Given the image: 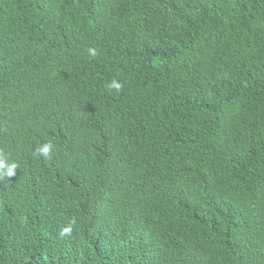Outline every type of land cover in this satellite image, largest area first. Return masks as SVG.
Returning a JSON list of instances; mask_svg holds the SVG:
<instances>
[{
  "label": "trees",
  "instance_id": "trees-1",
  "mask_svg": "<svg viewBox=\"0 0 264 264\" xmlns=\"http://www.w3.org/2000/svg\"><path fill=\"white\" fill-rule=\"evenodd\" d=\"M0 158V264H264V0H0Z\"/></svg>",
  "mask_w": 264,
  "mask_h": 264
},
{
  "label": "clouds",
  "instance_id": "clouds-1",
  "mask_svg": "<svg viewBox=\"0 0 264 264\" xmlns=\"http://www.w3.org/2000/svg\"><path fill=\"white\" fill-rule=\"evenodd\" d=\"M87 51L91 57L98 55V51L95 47H89ZM106 87L110 91L114 90L116 93H119L122 89V83L116 79H112L108 82ZM53 148L54 144L51 141L41 143L34 152V155L37 157L42 156L45 160H47L51 157ZM17 168H19V165L16 161H9L6 158H0V180H3L5 177H12L15 175ZM74 223L75 221L73 220L69 223V225L61 228L59 235L70 236L72 233V224Z\"/></svg>",
  "mask_w": 264,
  "mask_h": 264
}]
</instances>
